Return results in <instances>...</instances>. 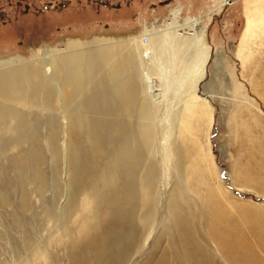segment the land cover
<instances>
[{"label": "bare ground", "instance_id": "6f19581e", "mask_svg": "<svg viewBox=\"0 0 264 264\" xmlns=\"http://www.w3.org/2000/svg\"><path fill=\"white\" fill-rule=\"evenodd\" d=\"M245 5L247 19L241 46H247L257 31H264V0H251ZM201 21L198 18L186 25L193 34L201 35V39L197 46L199 54L194 55V59L183 54L185 59L179 64L183 63L189 75H183L179 81L175 76L174 81L171 78L174 67L180 66L175 64V59L182 57L181 49L189 42L173 26L159 31L145 27L117 38L95 36L85 41L67 40L61 53L52 50L51 57L31 62L12 64L13 59L5 60V69H0V120L6 122L0 134H10L9 127L12 126L15 133L11 136L17 143L25 139L23 132L28 121L16 104L29 105L34 99L38 104L50 105L54 97L51 85L61 102L73 106L66 117L67 131L73 139L75 173L71 179L83 181L85 192L82 198L80 195L81 206L85 207L88 199L93 198L110 217L108 227H101L103 231L90 237L91 250L100 258V264H126L130 257L139 253L134 248L146 242L152 232H156L152 250L142 264H264L263 231L258 229L257 244H252L237 224L241 219L250 230L251 224L244 218L245 210L235 204L240 210L237 213L243 217L238 219L233 215L231 219V214L230 219L226 217L227 210L222 201L227 196L221 193L219 185L208 179L216 173L212 156L200 141L198 128L210 119L206 95L197 92L198 80L210 51ZM195 59L198 64L194 63ZM156 79L159 80L157 83ZM169 89H173L174 98L177 95L179 106H175L176 100L173 101L166 113H160L161 118H158L157 105L165 99ZM231 129L241 135V140L249 138L250 133L255 137L252 126L246 122L239 121ZM33 130L30 135L37 143L38 133ZM80 130L87 134L81 135H86L85 144L80 142V133L76 134ZM53 132L50 133L52 141L57 134ZM249 141L258 148L264 145L263 140L255 142L249 138ZM259 151L262 156L258 161L259 172L262 174L258 177L237 166L233 176L236 186L264 187V153ZM37 153L31 158L17 157L14 167L24 181L30 179L31 175L27 173L31 172L34 188L42 192L45 176L38 167L42 158ZM156 154L158 160L153 157ZM196 173L197 180L193 177ZM161 181L165 195L163 211L157 206L160 200L158 183ZM200 185L213 194L202 199L205 203H199V200L197 203L190 194L194 191L193 186ZM22 208L30 209L25 196ZM71 214L68 212L67 216ZM91 218L83 224V231L95 228L96 220ZM208 241L215 243L216 250L207 248ZM163 242L166 245L162 248ZM112 246L113 250H110ZM89 251L80 252L78 260Z\"/></svg>", "mask_w": 264, "mask_h": 264}, {"label": "rangeland", "instance_id": "374dc122", "mask_svg": "<svg viewBox=\"0 0 264 264\" xmlns=\"http://www.w3.org/2000/svg\"><path fill=\"white\" fill-rule=\"evenodd\" d=\"M245 1L0 0V69H5L3 64L5 60L13 59L12 64L20 61L31 62L51 57L52 50L61 53L67 40L85 41L84 39L88 40L95 36L117 38L131 32L142 31L145 27L159 31L172 26L177 27L176 32L186 36L187 43L189 42L181 49L182 57L175 59V64L179 66L180 60L185 59L184 53L191 60L192 57L194 59V55L199 54L197 46L201 35L199 37V34H193L186 25L201 18L200 24L206 29L204 38L210 51L204 72L200 78L198 77L197 92L199 95H206L210 119L198 128L200 141L208 148L216 173V175L212 173L211 179H208L212 184L219 185L221 193L227 196L226 200L222 201L227 210L226 217L230 219L231 214V219L233 215L234 218H242L237 211L245 210L244 218L250 222V230L241 219L237 224L243 229L245 237L255 245L258 229L264 233V187L262 189L246 185L238 187L233 183L234 169L237 166L259 177L262 174L259 172L258 161L261 156L259 149L264 153V145L258 148L249 141V138H253L255 142L264 141V31H257L250 37L247 46H241L247 19L245 4H249L251 0L246 3ZM193 61L198 64L196 59ZM180 66L174 67L172 71L173 81L174 76L179 81L183 75H189L183 63ZM158 81L155 80L156 83ZM50 89L54 97L48 106L38 104L32 98L29 105L16 104L15 107L28 121L23 132L26 136L24 140L20 143L13 140L11 134L15 133V129L12 126L9 127L10 134L5 133V136L0 134V264H100V258L91 250L90 237L96 232L103 231L105 226L107 228L110 222L107 220H110V217H107L108 214L101 210V205L93 198L88 199L86 206L93 211L98 208V211H94L97 217L91 215L93 211L90 208H85L86 206L79 203L80 195L82 198L85 192L84 184L81 180L79 182L71 179L75 173L73 139L67 131L66 123V117L73 106L61 102L51 85ZM173 95V89H169L165 99L157 105L158 118L166 113L167 107L173 101L176 100L175 106H179L177 95L175 98ZM3 121L0 120V133H3L2 126L6 123ZM239 121L252 126L253 135L260 139L250 133L249 138L243 137L245 140H241V135L231 129ZM32 130L38 133L37 143H34L30 135ZM51 132L57 133L54 141L50 138ZM79 133L80 136L86 134L81 130L76 132ZM82 136L80 142L82 140L81 143L85 144L86 138ZM34 153L42 158V164L38 166L40 170L42 168L45 176L46 185L42 192L34 188L31 172L27 173L31 175L30 179L24 181L21 173L14 167V160L17 157L31 158ZM153 157L157 160L159 158L157 154ZM193 177L197 180V173ZM192 190L194 191L190 192L191 196L196 198V201L199 200V203H202L200 201H203V198L213 196L204 185L196 188L193 186ZM158 191L161 201L159 200L157 206L159 211H163L165 195L162 181L158 183ZM24 196L30 205L29 210L22 208ZM4 198L8 201L4 202ZM235 204L241 205L242 209L239 210ZM79 205L81 207H78ZM84 208L88 209V212L84 211ZM68 212H72L73 216L71 214L68 217ZM104 214L106 216L103 218ZM214 215L220 216L218 213ZM91 217L93 219L96 217L95 228L83 231V224ZM155 234L156 232H152L146 242L134 248L139 250V253L130 257L126 264L145 262L149 250H152ZM206 244L207 248L216 250L214 242L208 241ZM165 245L163 242L161 247ZM89 249V252H85L84 258L78 260L79 253ZM110 250H113V246Z\"/></svg>", "mask_w": 264, "mask_h": 264}]
</instances>
